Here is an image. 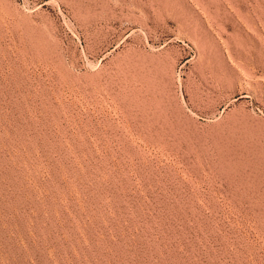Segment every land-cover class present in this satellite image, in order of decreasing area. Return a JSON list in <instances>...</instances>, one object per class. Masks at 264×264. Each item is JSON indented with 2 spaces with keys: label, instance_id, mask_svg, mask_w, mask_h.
Segmentation results:
<instances>
[{
  "label": "rangeland",
  "instance_id": "obj_1",
  "mask_svg": "<svg viewBox=\"0 0 264 264\" xmlns=\"http://www.w3.org/2000/svg\"><path fill=\"white\" fill-rule=\"evenodd\" d=\"M0 264H264V0H0Z\"/></svg>",
  "mask_w": 264,
  "mask_h": 264
}]
</instances>
